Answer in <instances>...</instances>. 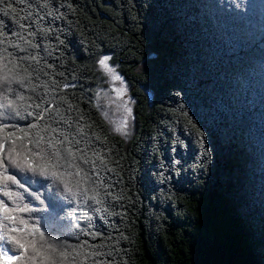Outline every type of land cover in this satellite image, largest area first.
<instances>
[{
	"label": "trees",
	"instance_id": "obj_1",
	"mask_svg": "<svg viewBox=\"0 0 264 264\" xmlns=\"http://www.w3.org/2000/svg\"><path fill=\"white\" fill-rule=\"evenodd\" d=\"M6 3L16 8L0 11L6 29L39 31L38 47L17 55L40 57L52 111L72 117L73 132L83 124L89 155L115 169L100 173L117 198L101 197L107 212L65 209L68 242L103 240L97 250L113 256L98 259L116 264H264V0ZM103 56L136 96L128 139L95 103Z\"/></svg>",
	"mask_w": 264,
	"mask_h": 264
},
{
	"label": "snow or ice",
	"instance_id": "obj_2",
	"mask_svg": "<svg viewBox=\"0 0 264 264\" xmlns=\"http://www.w3.org/2000/svg\"><path fill=\"white\" fill-rule=\"evenodd\" d=\"M9 10L16 12L12 3L0 9L5 15ZM15 23L20 31L6 29L0 21V257H8L12 264H116L114 258L98 259L113 256V252L97 250L104 246L103 240L99 245L89 244L87 240L76 244L67 240L71 233L62 226L70 213L65 209L73 201L78 205L91 201L90 210L96 205L95 212H107L101 197L117 198L111 191H101L110 185L103 183L100 173L115 169L106 167L100 152L92 151L89 155L92 140L83 124L76 122L73 132L72 117L64 118L59 108L52 111V100L46 95L49 87L40 81L41 74L49 75L39 68L40 57L17 55L26 47H38L33 38H39V31L32 32L24 23ZM26 60L36 61L37 67L33 68L31 63L25 65ZM108 60V56H103L98 64L112 80L119 81L121 77L115 74ZM41 88L44 96L40 94ZM68 108L71 109L70 104ZM124 111L127 113L129 109L125 107ZM28 117L32 122H27ZM20 121H24L23 126ZM61 122L65 127H61ZM188 122L196 128L197 135H203L191 120ZM122 127L123 124L116 130ZM78 210L72 208L71 212ZM22 214L29 215L24 218ZM86 235L95 238L100 233Z\"/></svg>",
	"mask_w": 264,
	"mask_h": 264
},
{
	"label": "rangeland",
	"instance_id": "obj_3",
	"mask_svg": "<svg viewBox=\"0 0 264 264\" xmlns=\"http://www.w3.org/2000/svg\"><path fill=\"white\" fill-rule=\"evenodd\" d=\"M107 63L109 64L108 61ZM109 66L121 79L112 80L110 74L100 66L101 79L100 86L96 90L95 103L111 130L118 136L128 139L133 132V107L136 103V96L124 75L115 70L114 65L109 64ZM121 90H123L122 94L117 95ZM125 107L129 109L127 113L124 111ZM121 124H123L122 129L117 131L116 129Z\"/></svg>",
	"mask_w": 264,
	"mask_h": 264
}]
</instances>
